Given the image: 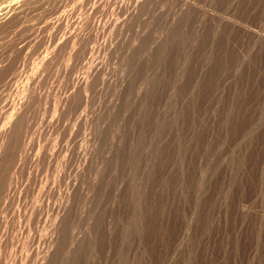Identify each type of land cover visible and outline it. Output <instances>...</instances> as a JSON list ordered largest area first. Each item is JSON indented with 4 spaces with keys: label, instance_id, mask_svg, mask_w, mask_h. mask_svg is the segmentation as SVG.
Here are the masks:
<instances>
[{
    "label": "rangeland",
    "instance_id": "374dc122",
    "mask_svg": "<svg viewBox=\"0 0 264 264\" xmlns=\"http://www.w3.org/2000/svg\"><path fill=\"white\" fill-rule=\"evenodd\" d=\"M21 2L1 264H264V0Z\"/></svg>",
    "mask_w": 264,
    "mask_h": 264
},
{
    "label": "bare ground",
    "instance_id": "6f19581e",
    "mask_svg": "<svg viewBox=\"0 0 264 264\" xmlns=\"http://www.w3.org/2000/svg\"><path fill=\"white\" fill-rule=\"evenodd\" d=\"M21 1H22V2H21L22 5H23V2L29 5V4H32V3H31L32 1H35V0H21ZM36 1H37V0H36ZM42 1H43V0H42ZM18 2H19V1H18ZM36 3H37V2H36ZM38 3H39V2H38ZM19 4H20V3H18V6H19ZM18 6H16V7H18ZM16 7H15V8H16ZM18 9H19V8H18ZM25 9H26V8H25ZM15 10H17V8H16ZM19 11H21V10H19ZM19 11H18V12H19ZM3 13H4V12H3ZM7 13L10 14V11L7 12ZM7 13H6V11H5V15H4V16H6L7 18H9L8 15H7ZM15 13H17V12H15ZM13 14H14V10H13V13L10 14L11 17H12ZM19 14H20V13H19ZM19 14H18V15H19ZM15 16H16V14H15ZM13 17H14V16H13ZM13 17H12V18H13ZM13 19H14V18H13ZM2 20H3V19H0V21H2ZM10 23H11V22H10ZM0 24H1V22H0ZM72 43H73V41H72ZM15 127H16V126H15ZM15 127H14V128H15ZM9 131H10V130H9ZM10 132H11V131H10ZM10 132H8V134H10ZM11 133H12V132H11ZM14 133H15V132H14ZM8 134L6 133L7 136H8ZM10 137H11V136H10ZM5 138H6V137H5ZM12 138H13V137H12ZM8 139L10 140V138H8ZM11 140H12V139H11ZM7 141H8V140H7ZM9 142H10V141H9ZM9 142H8V143H9ZM4 143H6V142H4ZM7 200H9V199H7ZM3 202H4V201H3ZM15 203H16V202H15ZM22 204H23V203H22ZM25 204H26V203H25ZM18 205H19V204H18ZM1 206H2V205H1ZM28 206H29V205H28ZM31 206H32V205H31ZM3 207H5V206H3ZM29 207H30V206H29ZM34 207H35V206H34ZM34 207H33V208H34ZM21 208H22V207H21ZM18 209H19V208H18ZM24 209H25V208H24ZM29 209H31V207H30ZM1 210H2V209H1ZM8 210H9V209H8ZM25 210H26V209H25ZM9 211H10V210H9ZM30 211H31V210H29V212H30ZM32 211H33V210H32ZM32 211H31V212H32ZM29 212H28V213H29ZM31 212H30V213H31ZM16 213H17V212H16ZM20 213H22V212H20ZM24 213H27V211H26V212L24 211ZM32 213H35V214H36V212H32ZM0 214H1V213H0ZM8 214H9V213H8ZM8 214H7V215H8ZM37 214H38V213H37ZM37 214H36V215H37ZM7 215H5V216H7ZM12 215H13V213H12ZM25 215H26V214H25ZM28 215H29V214H28ZM36 215H35V216H36ZM52 215H53V214H52ZM1 216H2V215H1ZM8 216H10V215H8ZM16 216H17V215H16ZM16 216H14V217H16ZM23 216H24V215H22V217H23ZM30 216H31V218H33L32 216H34V214H32V215H30ZM37 216H38V215H37ZM10 217H11V216H10ZM56 217H57V216H56ZM19 218H20V217H19ZM28 218H29V216H28ZM48 218H49V217H48ZM14 219H15V218H14ZM14 219H13V222L15 223L16 220L14 221ZM22 219H23V218H22ZM20 220H21V219H20ZM57 220H58V219H57ZM21 221H23V220H21ZM21 221H20V222H21ZM9 222H11V221L8 220V224H9ZM20 222L16 221V223H19L20 226H21V223H20ZM49 222H50V221H49ZM0 223H1V222H0ZM23 223H24V222H23ZM26 224H27V223H26ZM26 224H25V226H26ZM0 225H1V224H0ZM16 225H17V224H16ZM2 226H3V224L1 225V229H4V228L6 227L5 224H4L5 227L2 228ZM13 226H14V225L12 224V227H13ZM18 226H19V225H18ZM18 226H17V227H18ZM9 227H10V226H9ZM12 227H11V228H12ZM14 227H15V226H14ZM21 228H22V226H21ZM24 228H25V227H24ZM35 228H36V227H35ZM35 228H34V229H35ZM37 228H39V227H37ZM42 228H43V227H42ZM1 229H0V230H1ZM8 229H10V228H8ZM25 229H27V228H25ZM29 229H30V227H29ZM29 229H28V230H29ZM6 230H7V229H6ZM12 230H13V229H12ZM20 230H21V229H19V232H20ZM38 231H39V230H38ZM38 231L36 230V232L34 231L33 233L35 234V233H37ZM48 231H49V228H48ZM50 231H51V230H50ZM8 232H9V230H8ZM11 232H12V231H11ZM23 232H24V229H23ZM29 232H30V231H29ZM51 232H52V231H51ZM13 233H14V232H13ZM25 233H26V231H25ZM2 234H3V233H2ZM10 234L12 235V233H10ZM46 234H47V233H46ZM30 235H31V234H30ZM2 236H3L4 238L6 237L5 235H2ZM54 236H55V235H54ZM18 237H19V236H18ZM23 237H24V236H23ZM50 237H51V236H50ZM4 238H3V239H4ZM7 238L9 239V237H7ZM52 238H53V237H52ZM3 239H2V240H3ZM17 239H18V238H17ZM19 239H20V237H19ZM30 239H31V238H30ZM11 240H12V238L9 239V242H10ZM13 240L16 241V235H15V239H14V237H13ZM20 240H22V239H20ZM15 241H13V242H15ZM17 241H18V240H17ZM5 242H6V240H5ZM7 242H8V240H7ZM18 242H19V241H18ZM24 242H25V241H24ZM26 242H27V239H26ZM26 242H25V244H27ZM11 243H12V242H11ZM11 243H9V244L12 246L13 244H11ZM3 244H4V246H5V243H3ZM15 244H16V242H15ZM21 244H22V243H20L19 246H21V248H22L24 245L22 246ZM17 245H18V243H17ZM44 245H45V244H44ZM14 246H15V245H14ZM19 246H17V248H18ZM6 247H7V246H6ZM9 247H10V246H9ZM15 247H16V246H15ZM19 248H20V247H19ZM23 248H24V247H23ZM11 249H12V247H11ZM11 249H9V250L11 251ZM26 249H27V247H26ZM12 250H15V249H12ZM21 250H23V249H20V251H21ZM15 251H16V250H15ZM22 252H23V251H22ZM25 252H26V251H25ZM25 252H24V253H25ZM9 253H10V252H9ZM17 253H19V255L21 254V252H18V250H17ZM17 253H16V254H17ZM24 253H23V255H24ZM13 254H14V257L16 258V256H15L16 254H15V253H13ZM8 255H9V254H8ZM8 255H5V256L8 257ZM21 255H22V254H21ZM27 255H28V254H27ZM30 255H31V254H30ZM30 255H29V257H30ZM12 256H13V255H12ZM25 256H26V254H25ZM25 256H24V257H25ZM1 257H3V256H1V254H0V259H1V261L3 262V261L5 260V258H4V260H2ZM14 257H13V258H14ZM36 257H37V256H36ZM30 258H32V257H30ZM30 258H29V259H30ZM6 259H10V255H9V258H6ZM16 259H17V258H16ZM18 259H19V257H18ZM26 259H28V257H27ZM22 260H23V259H22ZM30 260H31V259H30ZM37 261H38V260H37ZM11 262H12V261H11ZM19 262H20V260H19ZM23 262H24V264H29V263H30L29 261H28L29 263H28V262L26 263L25 261H23ZM34 262H36V261H34ZM34 262H33V263H34ZM20 263H21V262H20ZM0 264H1V262H0ZM7 264H8V263H7ZM9 264H10V261H9ZM44 264H45V263H44Z\"/></svg>",
    "mask_w": 264,
    "mask_h": 264
}]
</instances>
